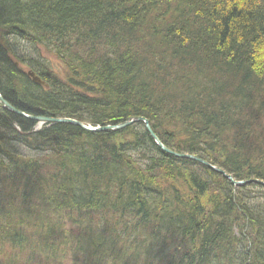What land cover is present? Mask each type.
Listing matches in <instances>:
<instances>
[{
    "label": "trees",
    "instance_id": "1",
    "mask_svg": "<svg viewBox=\"0 0 264 264\" xmlns=\"http://www.w3.org/2000/svg\"><path fill=\"white\" fill-rule=\"evenodd\" d=\"M59 1L67 5L56 6V0H0V87L15 92L12 103L23 113L26 106L30 109L35 104L46 117L68 116L96 125V112L108 111L110 101L117 100L120 107H130L133 115L146 116L154 135L169 150L194 156L247 184L233 187L207 166L168 155L145 133L139 134L141 141H129L144 165L130 167L120 161L121 153L115 149L113 139L83 131L93 140L74 148L80 145L75 135L65 126L51 124L32 136L36 138L34 145L52 143L61 129L73 146L56 144L51 150H42L47 154V164L40 172L46 174L44 178L9 177L0 159V263L94 264L95 258L89 252L94 245L103 244L99 240L103 237L83 231L90 215L84 217L80 212L89 211L82 195L72 189L93 187L97 175L93 167L103 169L106 176L109 169L117 167L124 178L112 180L119 187L126 183L119 193L123 231L132 227L135 235L142 232L153 239L178 240L173 256L168 255L175 264H264V211L257 212L258 217L245 211L248 196L257 207L264 206V186L252 182L264 183V0H197L195 7V0ZM79 13L83 17L74 20L73 28L66 31L74 55H69L65 78L53 74L44 61L32 58L25 65L50 85L45 90L33 84L18 68L20 57L7 38L33 47L57 48L61 37L56 36L52 26L61 24L66 14L75 18ZM171 13L169 21L173 25L158 24ZM110 17L114 24L109 22ZM194 18L202 23H192ZM32 19L37 23L33 25ZM109 28L120 37L111 34ZM181 35L187 39L179 38ZM143 39L164 46H146ZM78 61L87 64L83 73L102 74L96 67L104 65L109 77L104 84L99 83L100 87L93 81L74 85L70 75L73 62L75 70L80 68ZM20 63L24 64L22 59ZM138 66L145 67L152 77L157 73L158 88L150 79L142 80L147 77L144 73L139 75L141 78L136 76ZM125 69L132 74H126ZM141 81L146 90L134 93L133 86ZM160 81L168 83L167 92L160 91ZM104 86H116L119 91L105 94ZM61 87L67 92L53 93ZM77 95L84 97L72 107ZM0 113V124L14 119L5 109ZM74 149L75 162L69 158ZM53 157L59 158L61 168L65 163L81 172L80 178L71 176L55 187L46 184L55 180L54 176L60 178L64 170L57 171L58 167L50 163ZM28 200L39 203L40 210L33 213L26 209L24 201ZM250 209L253 214L255 208ZM73 210L77 219H73ZM36 213L46 214L53 222L39 219ZM63 215L76 230H65L60 222ZM113 234L115 231L107 237L111 244L109 237ZM236 235L248 242L241 238L237 242ZM46 244L62 251L52 255L45 249ZM240 254L249 261L242 260ZM111 260L109 263L105 259L103 264H121ZM134 260L130 262L137 264Z\"/></svg>",
    "mask_w": 264,
    "mask_h": 264
},
{
    "label": "bare ground",
    "instance_id": "2",
    "mask_svg": "<svg viewBox=\"0 0 264 264\" xmlns=\"http://www.w3.org/2000/svg\"><path fill=\"white\" fill-rule=\"evenodd\" d=\"M192 1V0H191ZM63 4L65 5L66 2L64 1H59L56 0L55 5H60ZM90 4V3H89ZM67 5V4H66ZM197 0H195V2H193V6H197ZM167 10V9H166ZM169 11V9L167 10ZM95 15V12H92ZM42 21V16H38ZM83 17V15H81L80 13L73 18V16L71 14H66L65 16H63L61 18L62 23L59 24L58 26H52V28H54V33L56 34L57 37H61L60 39L58 38V47L56 49V51H60V54L58 53V56L60 57V59L62 58V60L65 62V65L67 66L68 63H70V54L68 52V49H71V46L73 45V43L67 38V34L66 31L69 29L71 30L74 26V20H80ZM103 18V17H102ZM171 19V15H166L163 18L160 19L158 24H164L166 26H170L173 25L169 20ZM30 22H32V24L34 25L35 23H37L35 21V19H32ZM109 22L114 24V20L112 19V17L109 18ZM202 23L201 20H197V19H193L192 23ZM110 32H112L111 34H113L116 37H120V34H118V32L116 30H113L111 28L108 29ZM182 31V28H181ZM63 33V35H62ZM182 33V32H180ZM69 37L70 39L74 40L73 34L70 32L69 33ZM179 38H186V35H181ZM178 38V39H179ZM7 40H11V42H9V44L11 45H15L17 44V40L15 38H7ZM16 40V41H13ZM162 40V39H161ZM180 40V39H179ZM212 41V40H211ZM143 43L146 46H154V47H163L164 45H156L154 44L151 39H143ZM14 47V46H13ZM0 50H2L1 46H0ZM74 51V48L70 50V52ZM161 54V53H160ZM89 58V56H88ZM34 59L39 60V57H35ZM90 59V58H89ZM90 61V60H87ZM24 62V61H23ZM80 68H78L77 70H75V63L73 62V74L70 75L71 80H73L72 82L75 83L74 85H81L84 83L90 84L92 81L95 82V84L97 86L100 87V84H104L108 74H107V70L106 67L104 65H100V67H96V69L98 71H100L102 74H98L95 72V74H93V72L89 71L86 74L83 73V71L85 70V66L87 65L85 62L82 61H78ZM17 64V63H15ZM46 64V63H45ZM106 64V63H104ZM111 65H114V62L111 63ZM118 67V66H117ZM138 70H137V75L138 77L141 76V74H145L147 77L142 78V80L146 81L147 79H150L151 82H153L156 87L158 88V78L155 79V77L157 76V73L154 72V76L152 77V74L149 71H146L145 67L143 66H138ZM27 69V77L34 83L33 78H36L38 75H36L35 72H33V70H31L30 68H28L27 66L25 67ZM116 69H121L120 67L116 68ZM126 74H132V71L129 70H123ZM107 75V76H104ZM140 75V76H139ZM3 76L4 72H3ZM141 78V77H140ZM62 79V78H60ZM41 87L45 90L49 89V85L50 83L48 82L47 79H42L41 80ZM12 82V81H11ZM55 83V82H54ZM100 83V84H99ZM164 82L162 83L161 81L159 82V86L160 91H164L167 92L166 87L167 84H164ZM58 86V84L56 85V87ZM82 86V85H81ZM5 87L2 86L0 87V110H4L9 112L10 114H13L12 117L14 118L13 120H11L10 123L8 124H0V159L2 160V162L7 166L6 170L3 171L5 174L7 173V176H14V177H19V178H24V177H39V178H44V176L46 174L40 173L41 171H43V168L45 167V165L47 164V159L46 156L47 154L42 151V150H51L52 148L56 147L59 145L64 146L63 144H67L71 146H73V141L69 140L67 135L65 134L64 130L59 129L56 138L54 139V141H52V143L50 144H41V145H34V143H36V138H33L32 136H36L39 130H35L33 129L34 126H36V124H39L38 126L40 127V129L44 126H49V125H56V126H65L66 129H68V133H72L75 135V137L79 140L80 145L78 146L77 144L75 146H73L74 148H78L81 145L83 146L84 142H90L92 137L87 136L84 132H97L98 134H103V136L109 137V140L111 141L113 139V144L115 145V149H118L121 153L120 155V161L123 163H127L128 166L133 167V166H137L139 163L144 165V159L141 161L140 160V155L136 152V150L129 144V141H135V140H140L141 138H139V134H148L151 138L152 136L149 134V132L146 129V126H148V128L150 129V131L153 133L151 126L149 124V120L148 118H146V116H142V115H133V111L130 109V107L124 105L121 107L118 103L117 100H113L110 101V107L108 109V111H113V112H108L107 110L104 109H100L96 112L95 115V120L98 122L95 124H92L88 121H78L75 120L73 117H68V116H62V117H58L59 115H50L49 117H46V115H44L45 113L43 112H39L40 108L38 106H36L35 104L33 105L34 107L29 109V106L25 107V113H23L24 111H21L19 109V107L17 105H15L14 103H12L10 100L12 98H15V92L12 93L10 91H4ZM55 91L53 93L57 94V93H66L67 90L64 87L61 88H55ZM133 92H138L141 90V93H143V90L145 89V85L144 82L141 81L139 82V84H135L133 86ZM102 91L105 94H109L112 92H118L119 89L116 88V86H104L102 88ZM89 92V91H88ZM52 93V94H53ZM87 92H84V94L86 95ZM147 93V92H145ZM89 94V93H88ZM90 95V94H89ZM93 95V94H92ZM83 96H76L72 99L73 102V106L72 107H76V103H80V100H82ZM162 99L165 98L164 95L161 96ZM142 99H145V96L142 97ZM117 106H119V108L116 110ZM38 111V115L35 114ZM161 112V109L159 110ZM152 113V112H151ZM155 116H157V113H152ZM1 115V113H0ZM160 115V114H159ZM158 115V116H159ZM162 116V115H160ZM28 121H27V120ZM40 121L39 123L33 124ZM32 126V127H31ZM141 126H144L143 128L146 130H142L143 128ZM130 128L128 130V132H126L125 129ZM84 131V132H83ZM147 131V132H146ZM133 133V135H131ZM154 134V133H153ZM45 135V134H43ZM54 138V137H51ZM157 138V137H156ZM155 142V141H154ZM160 142V141H159ZM161 143V142H160ZM33 146H32V145ZM155 145H157L155 143ZM162 147L165 149H168L166 146H164L162 144ZM160 148V147H159ZM161 149V148H160ZM75 149L71 151V155L69 156L70 159H72L75 162ZM168 155H172L176 158H180L176 155H178L177 152L171 151L168 149V152H165ZM182 155V154H181ZM194 157V156H193ZM18 161H22V162H28L30 163L29 166H21ZM195 161V160H193ZM197 163H200V161H195ZM50 163L55 164L58 169L57 171H60L61 169L64 168L63 171H60V178L58 177H53L55 180H48L46 182V184L55 187V185L60 182V183H64L63 180L67 179L69 177H75V178H80L79 173L81 174V172H79L78 170H76L73 166H71L70 164H65L63 168H61V163L59 161V158L57 157H53L52 160L50 161ZM206 166V165H205ZM51 168H53V166L51 165ZM96 170L97 175L94 177V182H93V187H91V189H88L86 187H81V186H76L74 187V189H72L74 192H78L80 193V195H82L83 197V203L87 209V211L89 212H85L84 210L81 211V215L84 216L85 214L88 216L90 215V219L86 222V226L83 227V231H87L89 235H96L98 234L99 236L103 237V239H99V240H108V236H105L102 233V228L100 225L104 224L106 227L109 228L111 226L112 230L111 232H114L116 229L119 233H121L120 230V226L118 223L121 224L122 219L120 218L121 214H120V206H121V200H120V192L123 189V186L126 185V183L122 186L119 187L118 184L116 182H114V180H112V177L116 178L117 176L120 179H123V175L120 172L119 168H115V170H110L109 169V175L106 176V172L103 169L97 168V167H93ZM132 169V168H131ZM46 179V178H45ZM51 179V178H50ZM232 179V182L235 184L231 185L233 187H241L240 185H244L243 182H237L235 180ZM72 180H76V179H72ZM65 184V183H64ZM115 186H118L119 188H116ZM78 187V188H77ZM77 188V189H76ZM76 189V190H75ZM24 207L26 209H31V211L34 213L36 211L40 210V204L39 203H35V201H24ZM246 203L250 206L255 208L253 210V214L251 213V209L248 205H245L246 208V212H248L251 216H254V213L257 214L256 216L258 217L260 214H258L257 212L259 211H264V206H260L257 207L255 205V203L253 202V200H251V197L248 196L246 197ZM36 215L38 216L39 219L48 222V221H52L49 220L47 218V215L44 213H36ZM88 216H84V217H88ZM116 222V226L114 227L113 224H115ZM53 222V221H52ZM59 222V221H58ZM122 225V224H121ZM256 225L259 226L258 223H255V227ZM130 229H132V227H129ZM115 229V230H114ZM128 228H126V235H131L132 230H130ZM110 230L108 231V235L111 233ZM264 233V231H263ZM149 237V236H146ZM112 241L116 242L117 238H119L118 235L113 234L111 237H109ZM242 241L245 240L246 242H248V239L244 238L241 235H236L235 236V240L237 242H239L241 239ZM152 240H154V246L151 248L152 251L150 252V250L148 249L147 254L149 256L150 259H152L153 261L155 260V258H157L156 263L157 264H166V263H170V264H175L173 261H171L170 259L172 258L171 256H173L172 252L175 251L178 248V240H168V239H163L161 237H154V239L152 238ZM242 245V244H241ZM243 247L245 245H242ZM150 248V247H149ZM45 249H48L49 253L52 255H58L60 251H62L61 248H59L58 246H51L46 244L45 245ZM186 250L189 252V247H186ZM153 254V256H152ZM171 255V256H168ZM171 257V258H170ZM238 257V256H237ZM240 257L242 258V260L245 261H249L245 255L240 254ZM105 259H107V257L105 256ZM129 259V258H128ZM237 259V258H236ZM84 260V259H83ZM94 262H97V260H93ZM131 261V260H129ZM84 262H86L84 260ZM104 260L98 262V263H94V264H103ZM87 263V262H86ZM2 264V263H0ZM8 264H11L10 262ZM122 264V263H121Z\"/></svg>",
    "mask_w": 264,
    "mask_h": 264
},
{
    "label": "rangeland",
    "instance_id": "3",
    "mask_svg": "<svg viewBox=\"0 0 264 264\" xmlns=\"http://www.w3.org/2000/svg\"><path fill=\"white\" fill-rule=\"evenodd\" d=\"M170 15L173 16L172 13ZM13 41H16V40H13ZM55 49H57V48L53 45L52 46H50V45H47V46L38 45V46L33 47L32 45L28 44L27 42L19 41L17 44L14 45V50H15L16 56L20 57L19 60L16 59L19 62V64H17V66L22 71V73H25L27 75V69L25 68L26 67L25 64L30 63L32 58L34 59L35 57H39L40 61H44L52 69L53 74L57 75L59 78L64 79L65 73H67L65 71L67 66L65 65V62L62 60V58L60 59V57L58 56V53ZM68 52H69V54L74 55L73 52L72 51L70 52L69 49H68ZM21 59L24 61L23 62L24 64L20 63ZM262 62H264V61H262ZM38 79L41 81L40 78H38ZM33 84H35V83H33ZM35 85H37V84H35ZM38 85L41 86V84H38ZM77 86H79V85H77ZM39 122L40 121H37V122L34 121V123H32V125L39 123ZM38 125L39 124H36V126H34L33 129L40 131L44 127L43 126L40 129V127ZM165 131H168L167 127H165ZM200 164L205 166L206 163L200 160ZM207 167H209V166H207ZM209 168H211L214 172H216V170H214V169L222 170L221 168H216L213 166H211ZM216 173H218V172H216ZM218 174L221 175L224 179H227L221 173H218ZM225 175H229V174L225 173ZM256 182H258V181H256ZM256 182H254V183H256ZM251 193H253V192H251ZM255 194L256 193H254V195ZM73 212H74V210H73ZM73 219H77L75 216V212L73 213ZM83 220L84 219H82V221ZM60 222L62 224H64V228L66 231L77 229L76 227H74L75 226L74 224H73L74 225L73 226L71 223H69L70 220L67 218V215H63ZM118 224L120 226L121 233H119L117 231V229L116 230L114 229L115 234L119 236V238H117L116 242L113 241V243L111 244L108 241L102 240V241H104L103 244H100L98 246L94 245L93 247H91L92 252L91 251L89 252V256H93V259L95 258V260H97V262H94V263H98L102 260H105V256L109 257V255H110L114 260L116 259V260L120 261V263H122V264H133L132 262L129 261L131 259H135L134 261L137 264H142L141 261H144L146 264L147 263L156 264L157 258H155V260L153 261L152 259L149 258L148 254H147L148 249L150 250V252L152 251L151 248L154 246V244H153L154 240H152V238H150V237H146L145 234H143L142 232H141L142 234L139 233V234L135 235L134 232H132L131 235H126V233H124L125 231L123 232V229H122L123 226H121L120 223H118ZM100 226L102 228V233L105 236H108V231L110 229L109 225H108V227H106L105 225L103 226V224ZM138 247H139V249H138ZM133 248L137 249V250H133ZM121 251H124V253H122ZM132 252L138 254L137 255L138 259L132 258L133 256L128 257V256L133 254ZM75 256H77V255H75ZM152 256H153V254H152ZM114 257H116V258H114ZM81 258H83V257L81 256ZM81 258H80V260H81ZM111 259H109L107 261L109 263H112ZM234 260H235V258H234Z\"/></svg>",
    "mask_w": 264,
    "mask_h": 264
},
{
    "label": "water",
    "instance_id": "4",
    "mask_svg": "<svg viewBox=\"0 0 264 264\" xmlns=\"http://www.w3.org/2000/svg\"><path fill=\"white\" fill-rule=\"evenodd\" d=\"M33 81H34V83L35 84H41V81L38 79V78H33ZM146 129H147V131L149 132V134L152 136V138L154 139V141H155V143L157 144V146L158 147H160L161 148V150L163 151V152H168V149H165V148H163L162 147V144L159 142V140L156 138V136L150 131V129L148 128V126H146ZM176 156H178V157H180V158H187V159H191V160H195V161H200L199 159H197L196 157H193V156H188V155H181V154H178V155H176ZM206 166H207V164H205ZM210 167V166H209ZM214 170H216V172H218V173H221L225 178H227L232 184H234L233 182H232V179H231V177L229 176V175H225V173L222 171V170H220V169H214ZM254 182H256V181H254ZM243 183H246V182H243ZM256 183H259V182H256ZM235 185V184H234Z\"/></svg>",
    "mask_w": 264,
    "mask_h": 264
}]
</instances>
